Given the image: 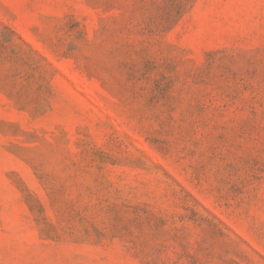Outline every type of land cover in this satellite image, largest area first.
<instances>
[{"label": "rangeland", "instance_id": "1", "mask_svg": "<svg viewBox=\"0 0 264 264\" xmlns=\"http://www.w3.org/2000/svg\"><path fill=\"white\" fill-rule=\"evenodd\" d=\"M0 264H264V0H0Z\"/></svg>", "mask_w": 264, "mask_h": 264}]
</instances>
